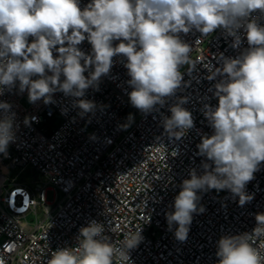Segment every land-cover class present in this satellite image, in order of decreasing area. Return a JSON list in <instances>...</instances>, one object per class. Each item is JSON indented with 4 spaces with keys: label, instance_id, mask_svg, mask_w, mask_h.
I'll list each match as a JSON object with an SVG mask.
<instances>
[{
    "label": "clouds",
    "instance_id": "1",
    "mask_svg": "<svg viewBox=\"0 0 264 264\" xmlns=\"http://www.w3.org/2000/svg\"><path fill=\"white\" fill-rule=\"evenodd\" d=\"M217 31L231 38L229 47L238 55L219 53L217 64H205L217 104L203 103L201 113L212 134L201 135L195 153L202 158L199 170L189 169L165 213L168 230L184 243L194 215L206 211L202 194L227 191L239 207L254 199L247 185L264 164V0H88L83 6L81 0H0V96L16 89L27 92L30 104L48 105L59 92L83 118L98 108L85 98L88 89L99 91L120 57L130 105L145 116L160 113L164 134L180 140L195 127L193 113L184 107L189 98L177 95L190 86L181 68L190 62L192 47L182 34ZM85 41L89 52L80 48ZM165 105L170 115L160 112ZM12 108L0 101L4 158L18 128ZM133 122L129 113L117 127L127 130ZM254 216L250 232L217 240L216 264H264V212ZM105 231L104 223L89 221L79 229L75 247L52 251L47 264H114V255L124 249L114 248ZM142 239L140 231L125 241L127 260Z\"/></svg>",
    "mask_w": 264,
    "mask_h": 264
},
{
    "label": "built area",
    "instance_id": "2",
    "mask_svg": "<svg viewBox=\"0 0 264 264\" xmlns=\"http://www.w3.org/2000/svg\"><path fill=\"white\" fill-rule=\"evenodd\" d=\"M87 3L81 0L82 6ZM182 38L192 47L190 62L181 68L190 86L177 95L189 98L184 107L193 113L195 127L180 140L164 134L160 113L145 116L130 105L129 77L120 57L114 58L99 91L88 89L85 98L98 108L83 118L59 92L48 105L42 100L30 104L27 92L17 94L16 89L0 96L13 105L18 125L8 158L0 154V264H47L52 251L75 247L79 229L92 220L105 224L104 235L114 248L124 249L116 252L114 264H216V242L222 235L255 227L254 214L264 212V164L247 185L254 193L251 203L239 207L229 192L212 190L202 194L206 211L194 215L186 242L176 241L168 230L165 213L179 185L189 178L190 168L199 170L196 144L202 134H212L201 113L203 103L217 104L209 92L215 81L206 79L205 64H217L219 53L238 55L229 47L231 38L219 31ZM80 48L89 52L91 46L85 41ZM168 106L160 112L170 115ZM129 113L134 115L131 127L118 129ZM28 168L45 182L19 180ZM49 185L63 194L57 203L47 201ZM38 209L44 217L31 224L27 218ZM140 231L143 239L129 250L127 260L125 241Z\"/></svg>",
    "mask_w": 264,
    "mask_h": 264
},
{
    "label": "rangeland",
    "instance_id": "3",
    "mask_svg": "<svg viewBox=\"0 0 264 264\" xmlns=\"http://www.w3.org/2000/svg\"><path fill=\"white\" fill-rule=\"evenodd\" d=\"M38 179L41 180L43 182H45V178L40 176L37 172H35L33 169L28 168L25 173H23L20 177L19 180H28V179ZM63 197V194L60 191L54 190L52 185L48 186V191H47V201L48 202H54L57 203L58 201H60ZM44 213L41 211V209H38L37 213H31L27 220L28 222H30L31 224L36 223L37 221L41 220L44 215Z\"/></svg>",
    "mask_w": 264,
    "mask_h": 264
}]
</instances>
